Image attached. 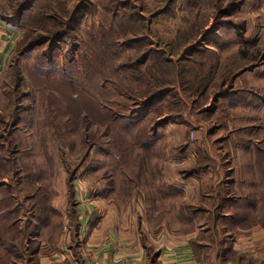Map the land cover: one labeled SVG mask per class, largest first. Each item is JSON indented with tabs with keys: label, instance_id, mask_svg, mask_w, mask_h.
Wrapping results in <instances>:
<instances>
[{
	"label": "rangeland",
	"instance_id": "rangeland-1",
	"mask_svg": "<svg viewBox=\"0 0 264 264\" xmlns=\"http://www.w3.org/2000/svg\"><path fill=\"white\" fill-rule=\"evenodd\" d=\"M261 7L258 0H0V18L16 30L0 77V184L23 206L22 244L18 233L8 238L22 254L12 260L32 264L24 222L45 204L57 227H46L38 246L65 235L74 245L80 205L84 218H132L149 233L153 224L171 235L196 230L210 244L197 248L201 262L221 263V225L229 220L217 213L225 196L241 192L228 194L226 177L241 178L250 155L264 190ZM262 199L253 221L264 226ZM233 228L242 247L257 251L251 226ZM234 256L235 264H264Z\"/></svg>",
	"mask_w": 264,
	"mask_h": 264
},
{
	"label": "crops",
	"instance_id": "crops-1",
	"mask_svg": "<svg viewBox=\"0 0 264 264\" xmlns=\"http://www.w3.org/2000/svg\"><path fill=\"white\" fill-rule=\"evenodd\" d=\"M258 1L263 6L261 8L264 20V0ZM261 27L264 33V21ZM15 44L16 30L8 22L0 19V77L13 57ZM245 161L249 165L245 170L237 171L240 176L236 177L241 178L234 180L233 177H229L231 174L226 177L227 180L230 179L227 182L230 184L228 194L231 193V187L241 191L237 198L235 197L236 206H233L237 208L243 206L248 211L243 216L242 223L243 226L252 227L258 249L246 250V247L240 245L242 235L229 233L227 237L230 243L220 257L222 264H235L232 260L236 254L240 258L247 257L248 254L253 258L264 257V226L260 221H253V216L259 213L263 206L260 204L263 200L260 190L263 187L259 188L260 182H257L259 174L253 170L251 156L248 155ZM79 206L75 207L78 225L74 245L69 243V235L61 236L53 245L43 242L32 255V264H204L197 258L193 247L196 230L171 235L166 229L159 228L160 224H153L156 232L149 233L144 223L139 225L138 221L132 218L99 220L90 219L89 216L84 218L85 213L80 211ZM224 209H230L229 204ZM188 218L189 221H194L191 216ZM64 227L68 229L65 224ZM247 246L249 248L250 245Z\"/></svg>",
	"mask_w": 264,
	"mask_h": 264
},
{
	"label": "trees",
	"instance_id": "trees-1",
	"mask_svg": "<svg viewBox=\"0 0 264 264\" xmlns=\"http://www.w3.org/2000/svg\"><path fill=\"white\" fill-rule=\"evenodd\" d=\"M33 2L29 1L24 3L23 5L19 6L18 12L16 14L17 17H21L24 13L25 10H27ZM1 19V18H0ZM5 22L10 23V21L5 20V19H1ZM7 189H9V187H7ZM11 190H5L4 189V185L0 184V249L2 250V252L0 251V260H3V264H10V263H16L14 260H12V256L13 258L18 259L19 257H21L22 253H19L20 251H18V244H16V240L15 241H10L8 240L9 238V233L14 232L18 233L19 236L17 237L18 239L22 238V232H21V224L23 223L21 221V217L20 212L22 209V205L20 204H15L13 198L11 197L13 195L12 192H10ZM262 198H264V192H262L261 195ZM236 201L235 198L230 197V195L225 196L222 199V204L220 207V211L222 212V209L224 210L225 206L227 204H229L230 208H234L236 209V213H231V214H226V213H217L218 216V220L222 219L224 221L229 220L228 223L223 222V225H221V231L224 235V237L222 238V243H221V250L222 253L224 251H226L227 245H229V241L227 234L234 232V228L235 226H243L242 220H243V216L245 214L248 213L247 210H245V208L243 206H240V208L234 207L236 205H234V202ZM234 205V206H233ZM43 212H39V214H33L31 219H27L26 222H24V225H26V230L28 231V244L26 247V253L28 254V259L29 261L32 262V255L35 253V251L37 250V246H38V242L39 240L36 239V237H39L41 235V232L43 230H45L46 227H48L49 225H52V221L54 220V215L53 213L55 212V210L53 209H48L45 204L43 205ZM73 214L74 215V219L76 220L77 224H76V228L78 225V214L76 212L75 209H73ZM27 218V217H26ZM53 229H56V223L52 225ZM225 232H224V231ZM25 231V232H27ZM4 232L7 234L6 239H4ZM13 239H15V236H12ZM19 241V243H20ZM35 242L36 245H35ZM22 244V241H21ZM33 244V245H31ZM210 244L208 243H201L200 241H198L196 238L195 240H193V247L195 248V251L197 253V248H206L207 246H209ZM17 247V248H16ZM13 248H16L13 250ZM16 250L18 251L16 253ZM19 253V254H18ZM5 259H4V258ZM197 258H199V255L197 254ZM154 259V258H153ZM200 259V258H199ZM201 261V259H200ZM204 263V262H202ZM21 264V263H19ZM207 264V263H204Z\"/></svg>",
	"mask_w": 264,
	"mask_h": 264
}]
</instances>
